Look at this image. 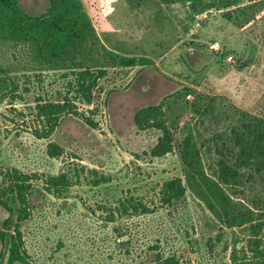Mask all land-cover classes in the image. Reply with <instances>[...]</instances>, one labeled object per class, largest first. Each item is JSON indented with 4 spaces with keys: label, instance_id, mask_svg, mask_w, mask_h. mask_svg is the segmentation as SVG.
<instances>
[{
    "label": "rangeland",
    "instance_id": "obj_1",
    "mask_svg": "<svg viewBox=\"0 0 264 264\" xmlns=\"http://www.w3.org/2000/svg\"><path fill=\"white\" fill-rule=\"evenodd\" d=\"M52 1L19 4L36 17L49 13ZM79 1L94 33L73 56L42 60L36 46L0 30V189L13 169L27 174L32 185L30 216L19 223L24 261L15 264H162L170 258L179 264H234L233 257L244 264L250 257L247 225L228 227L203 196L213 180L231 197L229 220L243 213L264 225V157L244 159L248 144H259L264 123V0L227 9L218 0L194 6L184 0L170 6L165 0ZM139 41L153 53L137 56L133 43ZM119 43L147 62L124 67L111 53L127 56ZM216 43L218 51L210 48ZM80 69L106 70L91 105L74 102L79 115H66L49 138H37L30 108L38 100L63 99L71 73ZM143 74L154 77L152 93L135 88ZM11 78L24 99L14 104L9 93L2 94L10 86L2 88V81ZM153 105L162 106L168 125L178 127L173 151L162 158L150 156L160 130H141L134 121L139 109ZM186 131H192L201 159L195 169L180 154ZM50 143L62 148L59 157L49 154ZM230 170L238 175L228 177ZM61 172L68 173L71 186L49 191L46 180ZM176 177L183 180L185 197L160 206L161 185ZM128 196L153 212H115ZM8 217L0 207V231L6 234L0 237V264H6L16 236L14 227H3ZM257 236L264 240V231Z\"/></svg>",
    "mask_w": 264,
    "mask_h": 264
},
{
    "label": "trees",
    "instance_id": "obj_2",
    "mask_svg": "<svg viewBox=\"0 0 264 264\" xmlns=\"http://www.w3.org/2000/svg\"><path fill=\"white\" fill-rule=\"evenodd\" d=\"M209 1L212 0H184L183 3L186 2L194 6L205 4ZM248 1L218 0L215 4L221 3L227 9L230 5H239ZM165 2L170 6L174 0H165ZM0 30L7 37L24 43H31L34 47L36 46V53L42 60H46L48 57H61L64 54L73 56L81 44L87 42L88 34L94 33L87 13L84 11L79 0H53L49 13L36 17L28 15L20 7L19 0H0ZM119 45V50L127 52V56H120L116 51H111V53L117 57L124 67L135 66L137 62L139 64L147 62L145 59L138 60L136 57H132V53L124 44L119 43ZM142 52H146L144 47ZM71 75L73 78L68 82L69 89L63 99L56 101L38 100L35 106L30 108L35 114V125L32 132L37 138H49L66 115H79L74 102L80 101L90 106L93 101V92L98 86L99 81L106 75V70L80 69L73 71ZM8 84L10 85L9 89L3 91L2 94L5 93L4 96H6L9 93L11 104H14L17 100L23 101V97L18 95L19 87L15 80L11 78L8 83V80L4 79L2 81V88H6ZM25 90V92H28V89ZM12 111L17 112L16 109H12ZM89 112L94 114L96 110L91 109ZM19 113V116H23L21 111ZM134 121L136 126L141 130L154 128L161 132L157 143L151 149L150 156L162 158L173 151V143L177 139L178 127L176 122L168 125L166 115L162 111V106L153 105L140 109L136 113ZM85 122L93 128L97 126L90 118H86ZM258 128L259 135L257 141L259 144H248L246 141L248 144L244 153V159L246 160L250 156L253 158L259 157L260 160L264 157V123L260 124ZM49 154L52 157H59L62 154V148L56 143H50ZM180 154L185 163L193 169L197 168L194 166L195 164L201 163L192 131H186L182 135ZM202 170H200L202 177L208 180ZM225 173L230 178H235L238 175L237 171L232 170L225 171ZM4 178L6 184L0 189V207L8 211L9 217L4 221L3 227L9 229L14 227L16 230V236H12L10 239L9 255L6 264H15L24 261L21 254L23 242L19 223L24 222L30 216L29 194L32 185L30 177L18 169H13L4 174ZM208 181L210 184L208 185V193L203 197H205L204 201L208 207L215 213V217L223 221L228 227H234L237 223L239 226L247 225L250 236L247 239L246 248L250 257L246 259L244 264H264V240L257 236L259 231H264V225L260 222L253 223L254 218L243 213L235 217L233 216V219L229 220L230 215L233 214L228 207L231 197L218 183H215L213 180ZM96 184L99 185L100 182L98 181ZM46 185L49 191L60 193L71 186V178L68 173L61 172L57 176L49 177L46 180ZM185 195L186 187L180 177L167 180L159 189L160 206L172 207L176 202L184 198ZM215 201L218 202L219 206L214 205ZM115 212L134 216L152 213L153 211L144 205L143 202L128 196L119 202ZM114 214L113 211L110 212L111 221L115 220ZM226 217L228 221H225L224 218ZM234 220L237 221L235 222ZM0 237L4 240L6 238L5 232L0 231ZM233 260L234 264H240L235 257H233ZM162 264H179V262L175 258H170L163 260Z\"/></svg>",
    "mask_w": 264,
    "mask_h": 264
},
{
    "label": "flooded vegetation",
    "instance_id": "obj_3",
    "mask_svg": "<svg viewBox=\"0 0 264 264\" xmlns=\"http://www.w3.org/2000/svg\"><path fill=\"white\" fill-rule=\"evenodd\" d=\"M134 84L136 86L135 88L137 89V91H140L143 93H146V92L152 93V91L154 90L153 88L155 85V80H154V77L143 74V75H140L136 78Z\"/></svg>",
    "mask_w": 264,
    "mask_h": 264
},
{
    "label": "crops",
    "instance_id": "obj_4",
    "mask_svg": "<svg viewBox=\"0 0 264 264\" xmlns=\"http://www.w3.org/2000/svg\"><path fill=\"white\" fill-rule=\"evenodd\" d=\"M139 25H140V22L138 23ZM172 25H173V23H172ZM148 30H151V29H148ZM145 32H147V31H145ZM145 32L144 33H142V35H144L145 34ZM139 43H140V45L143 43V41H139L138 43H133L134 45V48L136 49V55L137 56H140V55H142L143 54V52H142V49H143V47H140V45H139ZM145 49V51H146V53L147 54H151V53H153V51L151 50H148L147 48H144ZM132 54H133V52L132 51H130ZM134 55V54H133Z\"/></svg>",
    "mask_w": 264,
    "mask_h": 264
},
{
    "label": "built area",
    "instance_id": "obj_5",
    "mask_svg": "<svg viewBox=\"0 0 264 264\" xmlns=\"http://www.w3.org/2000/svg\"><path fill=\"white\" fill-rule=\"evenodd\" d=\"M210 48H212V49H214V50H216V51H218V50L220 49L218 43L211 45ZM227 60H228L229 62L232 61V56H228V57H227Z\"/></svg>",
    "mask_w": 264,
    "mask_h": 264
}]
</instances>
